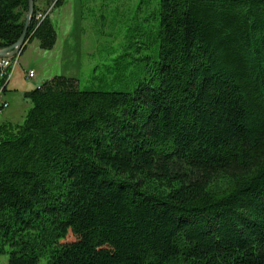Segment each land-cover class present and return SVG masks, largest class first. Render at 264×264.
I'll return each instance as SVG.
<instances>
[{"label": "trees", "instance_id": "16d2710c", "mask_svg": "<svg viewBox=\"0 0 264 264\" xmlns=\"http://www.w3.org/2000/svg\"><path fill=\"white\" fill-rule=\"evenodd\" d=\"M157 1L144 82L81 90L56 75L24 93L20 124H0L8 264H264V0ZM62 3L34 0L17 56L54 49ZM27 9L0 0V49Z\"/></svg>", "mask_w": 264, "mask_h": 264}, {"label": "rangeland", "instance_id": "374dc122", "mask_svg": "<svg viewBox=\"0 0 264 264\" xmlns=\"http://www.w3.org/2000/svg\"><path fill=\"white\" fill-rule=\"evenodd\" d=\"M157 3L64 0L63 7L55 8L51 15L59 40L57 48L43 51L33 41L22 55H16L13 78L22 73L27 83L24 88L36 89L38 81L35 84L33 79H26L27 69L32 68L45 79L56 75L77 79L81 90H131L148 77L149 63L156 54ZM21 85L17 89L9 85L6 97L0 96V104H7L0 112V124H20L28 113L30 103L14 92H22ZM44 263L41 260L39 264ZM0 264H8L7 253L0 255Z\"/></svg>", "mask_w": 264, "mask_h": 264}, {"label": "water", "instance_id": "95a60500", "mask_svg": "<svg viewBox=\"0 0 264 264\" xmlns=\"http://www.w3.org/2000/svg\"><path fill=\"white\" fill-rule=\"evenodd\" d=\"M34 10V0H28V9L24 21V29L19 40L11 47L0 49V59H10L16 56L20 49L27 43L26 35Z\"/></svg>", "mask_w": 264, "mask_h": 264}, {"label": "crops", "instance_id": "0c3cea01", "mask_svg": "<svg viewBox=\"0 0 264 264\" xmlns=\"http://www.w3.org/2000/svg\"><path fill=\"white\" fill-rule=\"evenodd\" d=\"M63 4H64V0H63V3H62V5L60 6V7H63ZM39 5H41L42 6V3L40 2L39 3ZM52 5V4H51ZM50 5V6H51ZM49 6V7H50ZM54 10V9H53ZM53 10L51 11V13H50V18H51V15H52V12H53ZM53 23V22H52ZM56 30V29H55ZM57 33V32H56ZM58 42H59V40H58V36H57V41H56V45H55V47H54V49L52 50V51H54L56 48H57V46H58ZM33 43V41L30 43V44H32ZM30 44H28V46L30 45ZM28 46H27V48H26V50H28ZM17 69V67L13 70V73L11 74V76H10V78H9V81H8V85H7V89H8V86L10 85L11 87H14V89H17V86L18 85H20V84H22L21 86H22V92H21V90L20 91H14V92H18L22 97H23V95H24V93H26V92H28V91H30V90H27L26 88H24L25 87V84H27V83H25L24 82V78H23V74L21 73V75H20V77H18V78H13L14 77V75H15V73H16V70ZM27 71H33L34 72V78H33V82L35 83V81H38L37 82V84H38V86L41 84V83H43L44 81H46V80H49V79H45V78H41V77H39L38 75H37V73L35 72V70L34 69H32V68H28L27 69ZM43 79H45V80H43ZM15 80H16V82H15ZM22 82V83H21ZM36 84V83H35ZM6 95H7V92L3 95V98L4 97H6Z\"/></svg>", "mask_w": 264, "mask_h": 264}, {"label": "built area", "instance_id": "2783aa9c", "mask_svg": "<svg viewBox=\"0 0 264 264\" xmlns=\"http://www.w3.org/2000/svg\"><path fill=\"white\" fill-rule=\"evenodd\" d=\"M50 11V9H49ZM49 11H46L45 13L42 12H38L35 15V21H39V20H43L45 18V16L49 13ZM17 64V61H9V59H2L0 62V67H1V74L0 77H6L7 80H9L10 75L12 74V71L14 70L15 66ZM9 70V72H6V70ZM34 77V72L33 71H28L26 73V79H33ZM2 95L1 91H0V96ZM3 109L7 107L6 103L1 102Z\"/></svg>", "mask_w": 264, "mask_h": 264}]
</instances>
